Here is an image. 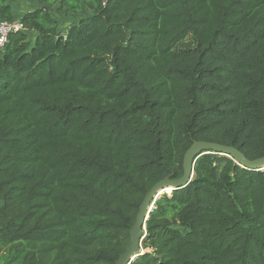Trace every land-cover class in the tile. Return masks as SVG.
<instances>
[{
	"label": "trees",
	"instance_id": "1",
	"mask_svg": "<svg viewBox=\"0 0 264 264\" xmlns=\"http://www.w3.org/2000/svg\"><path fill=\"white\" fill-rule=\"evenodd\" d=\"M0 0V264H114L193 141L264 157V0ZM131 264H264V171L207 154Z\"/></svg>",
	"mask_w": 264,
	"mask_h": 264
},
{
	"label": "water",
	"instance_id": "2",
	"mask_svg": "<svg viewBox=\"0 0 264 264\" xmlns=\"http://www.w3.org/2000/svg\"><path fill=\"white\" fill-rule=\"evenodd\" d=\"M207 154H217L227 157L232 159L235 164L250 171H264V157L249 161L240 151L233 147H227L216 143L193 141L183 155L181 176L177 179L166 177L156 183L145 194L138 207L134 223L129 230V245L126 250L119 255L114 264H131L144 253L142 250V242L145 239L146 222L150 212L154 208V203L160 196H169L173 191L186 187L193 179V166L195 161L200 156ZM167 189H171V191L166 193Z\"/></svg>",
	"mask_w": 264,
	"mask_h": 264
},
{
	"label": "built area",
	"instance_id": "3",
	"mask_svg": "<svg viewBox=\"0 0 264 264\" xmlns=\"http://www.w3.org/2000/svg\"><path fill=\"white\" fill-rule=\"evenodd\" d=\"M22 29V24L19 21L8 22L0 19V48L6 43L11 33L19 32Z\"/></svg>",
	"mask_w": 264,
	"mask_h": 264
},
{
	"label": "rangeland",
	"instance_id": "4",
	"mask_svg": "<svg viewBox=\"0 0 264 264\" xmlns=\"http://www.w3.org/2000/svg\"><path fill=\"white\" fill-rule=\"evenodd\" d=\"M28 8H29V4L24 0H22L21 5L18 6L19 11H23V10H26ZM160 197H162V196H160Z\"/></svg>",
	"mask_w": 264,
	"mask_h": 264
},
{
	"label": "bare ground",
	"instance_id": "5",
	"mask_svg": "<svg viewBox=\"0 0 264 264\" xmlns=\"http://www.w3.org/2000/svg\"><path fill=\"white\" fill-rule=\"evenodd\" d=\"M170 191H171V189H167V190H166V193H169ZM161 194H162V193H161Z\"/></svg>",
	"mask_w": 264,
	"mask_h": 264
}]
</instances>
